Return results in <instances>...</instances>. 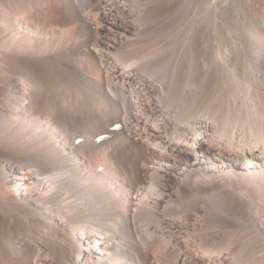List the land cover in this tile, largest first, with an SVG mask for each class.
Wrapping results in <instances>:
<instances>
[{"label": "bare ground", "instance_id": "bare-ground-1", "mask_svg": "<svg viewBox=\"0 0 264 264\" xmlns=\"http://www.w3.org/2000/svg\"><path fill=\"white\" fill-rule=\"evenodd\" d=\"M0 1V264H264V22L240 60L230 0H57L82 64Z\"/></svg>", "mask_w": 264, "mask_h": 264}, {"label": "rangeland", "instance_id": "rangeland-1", "mask_svg": "<svg viewBox=\"0 0 264 264\" xmlns=\"http://www.w3.org/2000/svg\"><path fill=\"white\" fill-rule=\"evenodd\" d=\"M10 1L12 3L13 2L16 3V5L13 4V5H15L14 7L16 9L13 10L14 13L12 14V17L15 15V17L18 19L21 16L19 19L23 18L26 20H32V23L37 22L38 24L39 23L42 24V26H44V24L47 25L44 27V29L47 28L45 30H47L48 32L50 31L48 33V36H47L50 39V41H52V39L57 37L56 39H58L60 41L59 42L60 44L65 43V41H66V42H68V44H69L68 46L70 48L73 47L72 50L73 49L75 50L78 48V51H76L75 53L72 52V55H71L72 57L68 56L69 59L71 58V60H74L76 62H81L82 64L86 63V62L89 63L88 62L89 58L86 55H84L83 50H84V48L90 49L91 51L93 49L92 40H91L92 37H91L90 33L88 31H85L81 27H79L78 22L71 21L69 19L67 20L68 22L66 21L64 23H56V15H57L58 11L54 8V6L58 5L56 3L57 0H55V1L54 0H49V1L48 0H10ZM205 1H206V3L210 2V0H205ZM217 1H221V0H217ZM52 3H54V5ZM17 6H18V8L20 6L21 7L18 9ZM226 6H223L220 9V12L218 14V16H219L218 27L219 26L220 27L217 29V38H218L217 40L219 43L222 44L223 47H224V45H226L224 48H226L227 46L230 47L232 45H234V47L236 46L235 48L239 52V58L241 60V59L245 58V55H246L245 51L258 50V48L261 47L260 44H258L260 41L258 42V41H255L251 38L252 35L250 33V30H248V27L250 28V26H258L260 24H263V22H264V0H230L228 5H226ZM60 12L61 11H59L58 13H60ZM16 14H18V15L16 16ZM19 14H20V16H19ZM167 21H168V19H167ZM156 22H158V21L156 20ZM166 22H163V26L165 25V26L169 27V24H167ZM72 23H74V24H72ZM50 24L51 25L54 24L55 26L54 25L51 26ZM74 25L76 28L74 27ZM94 26L95 25L92 24V27H94ZM51 28H52V30H51ZM74 28L76 29V31H74L75 30ZM20 30H23V28L21 27ZM54 33H55V35H54ZM228 35H229V37H228ZM70 36H72V37H70ZM86 36H87V39H90V40L83 43V39H85ZM68 37H69V39H68ZM73 37H75V38H73ZM77 39H79V40H77ZM219 39H221V41H219ZM226 39L228 42L226 41ZM75 40H77V41H75ZM74 42H76L75 45L73 44ZM223 42H225V43H223ZM88 43H90V44H88ZM228 43L229 44L231 43V44L229 45ZM61 45H63V44H61ZM80 46H82L81 49H80ZM78 56H79V58H78ZM73 58H76V59H73ZM233 60H234V58H233ZM91 70L94 71L93 69H91ZM189 158L193 159V157H189ZM141 165H140V171H142V168H143V164H141ZM135 169H136V166H135Z\"/></svg>", "mask_w": 264, "mask_h": 264}]
</instances>
